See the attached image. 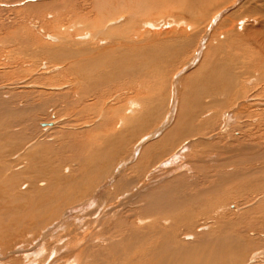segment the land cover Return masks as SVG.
<instances>
[{"label": "rangeland", "instance_id": "obj_1", "mask_svg": "<svg viewBox=\"0 0 264 264\" xmlns=\"http://www.w3.org/2000/svg\"><path fill=\"white\" fill-rule=\"evenodd\" d=\"M0 103V264H264V0H0ZM172 181L197 204L141 214Z\"/></svg>", "mask_w": 264, "mask_h": 264}, {"label": "bare ground", "instance_id": "obj_2", "mask_svg": "<svg viewBox=\"0 0 264 264\" xmlns=\"http://www.w3.org/2000/svg\"><path fill=\"white\" fill-rule=\"evenodd\" d=\"M122 21V20H121ZM116 23V22H115ZM187 25V24H186ZM188 27V26H187ZM181 28V26L179 27V29ZM173 31V30H172ZM173 32H175V31H173ZM169 33V32H168ZM78 38H81L82 40L84 39V36H79ZM80 39V40H81ZM79 40V39H78ZM79 44V43H78ZM122 46V45H121ZM91 49V48H90ZM112 49V48H111ZM114 49V51H113V53H115L116 52V49H118V50H120L119 48H113ZM123 49V48H122ZM104 53H105V51H104ZM92 54H97V52H94V50H93V53ZM101 55V54H100ZM99 56V55H98ZM113 56H114V54L111 56V58L110 59H112L113 58ZM88 57V56H87ZM90 57V56H89ZM91 57H93L92 55H91ZM91 57H90V59H91ZM97 57V56H96ZM94 58V57H93ZM93 58L90 60L89 59V61H91V62H93ZM98 59V58H97ZM104 59V58H103ZM108 59V58H107ZM128 59V58H127ZM137 59V58H136ZM96 60V59H95ZM101 60H102V58H101ZM83 62H84V59L82 60ZM96 61H99V60H96ZM90 62V63H91ZM95 62V61H94ZM93 62V63H94ZM86 63V60H85V62H84V64ZM99 63V62H98ZM106 63V62H105ZM109 63V62H108ZM80 64V63H79ZM82 64V63H81ZM89 63H87V65H88ZM99 65V64H98ZM81 66V65H80ZM91 66V64L90 65H88L87 67L85 66V68H87V69H85V70H89L90 67ZM92 66H93V64H92ZM76 67V66H75ZM74 67V68H75ZM89 68V69H88ZM94 68V66L91 68V69H93ZM96 69V68H95ZM84 70V69H83ZM94 70V69H93ZM73 71V70H72ZM95 71V70H94ZM91 72V71H90ZM90 72H88V73H90ZM92 73V72H91ZM90 73V74H91ZM96 74H98V72L96 73ZM70 75H71V73H70ZM84 75V74H83ZM89 75V74H88ZM85 76H87V75H85ZM94 76H95V74H94ZM98 75H96V77H97ZM91 77V76H90ZM99 77H101V76H99ZM87 78H89V77H87ZM92 78V77H91ZM99 80V79H98ZM71 81V80H70ZM82 81V80H81ZM90 81H91V79H90ZM93 81V80H92ZM96 84H98L99 85V82L98 83H96ZM96 86V85H95ZM90 91V90H89ZM100 93H101V91H100ZM40 94V93H39ZM42 94H44V93H42ZM90 94V93H89ZM93 94L95 95V93L93 92ZM102 94V93H101ZM98 95H100V94H98ZM96 96V95H95ZM15 97V96H14ZM22 98V97H21ZM43 98V97H42ZM20 99V98H19ZM18 99V101L17 100H15L16 101V103H13V104H17V102L19 103V104H22V101H20ZM23 99V98H22ZM44 99H46V98H44ZM27 100V98H25L23 101H26ZM48 100V99H47ZM12 100H10V102H11ZM11 103V104H12ZM26 103H28V102H26ZM1 104V103H0ZM6 104H7V102H6ZM23 104L25 105V103L23 102ZM38 104V103H37ZM40 104V103H39ZM3 105H5V104H3ZM31 105H32V103H31ZM17 106H19V107H17V108H21V107H25V106H21V105H18L17 104ZM33 106V105H32ZM32 106H30V108H33ZM35 106V105H34ZM28 107H29V105H28ZM5 108V107H4ZM8 108H9V106H8ZM29 108V109H30ZM36 108H39V109H41V111H42V109L44 110V105H41V106H36ZM19 110H21V109H19ZM30 110H32V109H30ZM5 111V110H4ZM31 121V120H30ZM32 122V121H31ZM21 123V122H20ZM23 124V123H22ZM31 124V123H30ZM32 126H34V124L32 123L31 124ZM44 126H46V127H50V126H52V124L51 123H45V125ZM13 135V134H12ZM15 136V135H14ZM167 139V138H166ZM149 143V142H148ZM123 179V178H122ZM174 183H173V181L172 182H170V183H168L166 186L167 187H165V189H159V190H156V191H153V192H150V193H148L147 195V197H145V198H143V206L141 207V211H139L141 214H148V213H152V212H156V213H158V212H165V211H170V210H174L175 208V206L177 205V202H178V204H179V200L178 199H180L182 202H181V204H183V205H186L187 204V206H189V205H193V206H195V204H197V201H194V200H189V199H186V196H184L183 194L185 193H182V195L180 194V197L178 196V198H177V196L174 194V192H176L177 190L174 188V186L175 185H173ZM173 185V186H172ZM181 185H182V183H181ZM120 186H122L121 184H120ZM175 187H177V186H175ZM163 188V187H162ZM180 188V187H179ZM177 189H178V187H177ZM49 191V190H48ZM88 191V190H87ZM214 191V190H213ZM192 193V192H191ZM201 193V192H200ZM211 193V192H210ZM209 193V194H210ZM187 194H189V193H187ZM208 194V193H207ZM191 196V195H190ZM189 196V197H190ZM199 196V195H198ZM200 197V196H199ZM192 199H193V197H192ZM198 199V198H197ZM199 200V199H198ZM200 204H202V203H200ZM218 205V204H217ZM174 206V207H173ZM179 207V206H178ZM181 207V206H180ZM140 210V209H139ZM160 214V213H159ZM143 217H144V215H142ZM233 219V218H232ZM245 219V218H244ZM243 219V220H244ZM243 223V222H242ZM187 227V226H186ZM185 228V227H184ZM251 228V227H250ZM120 229H121V227H120ZM135 230V229H134ZM154 230V229H153ZM155 230H157L158 232H159V230L158 229H156L155 228ZM154 230V231H155ZM186 230V229H185ZM161 231H162V229H161ZM133 232H135V231H133ZM161 233V232H160ZM125 234V233H124ZM134 233H132V235H133ZM155 234H157V233H155ZM155 234H154V236H155ZM159 234V233H158ZM163 234V233H162ZM131 235V236H132ZM166 235V234H165ZM173 235H175V234H173ZM201 235V234H200ZM122 236H124V235H122ZM121 236V237H122ZM157 236V235H156ZM167 236V235H166ZM166 236H164V235H162V238H161V241L157 244V245H154L153 246V248L150 250V251H152V252H149V253H152L153 255H152V257L150 258V255L149 256H146L145 255V257H148V258H150L151 260L147 263V264H234V261H235V259H238V257H239V253H237V251H235V252H232L231 250L233 249V248H231V247H229V244L231 243V241H229V239L228 238H230V236L229 235H226V233H222V232H219V233H217V234H215L214 233V235L213 234H211V233H205V234H203V235H201V236H197V241L195 242V243H193V242H189V244L187 243H182V242H180V241H178V240H176V239H174V240H170V239H167L166 240ZM134 237V236H133ZM136 237V236H135ZM159 237H161V236H158V238ZM168 237V236H167ZM137 238V237H136ZM135 238V239H136ZM152 238V237H151ZM157 238V239H158ZM171 238V237H170ZM173 238H174V236H173ZM133 240H134V238H132ZM156 239V240H157ZM126 240V239H125ZM139 240V239H138ZM150 241H151V239H149ZM153 240L154 239H152V242H153ZM237 240V239H236ZM240 241V240H239ZM136 242V241H135ZM134 242V243H135ZM151 243V242H150ZM150 245H152V243L150 244ZM117 247V246H116ZM127 247H129V244H128V246ZM130 248H132V246L130 247ZM230 248H231V250H230ZM240 249H243V248H241L240 247ZM129 250H132V249H129ZM128 250V251H129ZM127 251V252H128ZM147 251H148V249H147ZM101 252V251H100ZM225 252V253H224ZM146 254V253H145ZM235 254H236V258H235ZM229 256V259L230 260H226V258H224V256ZM238 256V257H237ZM127 257V256H126ZM136 257V256H135ZM119 258H120V256H119ZM137 258H138V256H137ZM135 259V258H134ZM228 259V258H227ZM234 259V260H233ZM138 260V259H137ZM239 261V260H238ZM237 261V262H238ZM134 262V261H133ZM135 262H137V261H135ZM143 262H145L144 260H143ZM146 263V262H145ZM144 263V264H145ZM238 264V263H237ZM240 264V263H239Z\"/></svg>", "mask_w": 264, "mask_h": 264}]
</instances>
